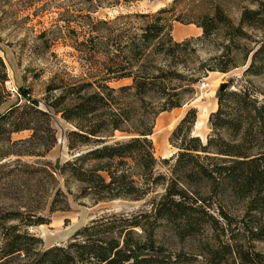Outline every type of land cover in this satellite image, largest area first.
<instances>
[{
  "label": "trees",
  "instance_id": "trees-1",
  "mask_svg": "<svg viewBox=\"0 0 264 264\" xmlns=\"http://www.w3.org/2000/svg\"><path fill=\"white\" fill-rule=\"evenodd\" d=\"M249 1L256 6H243L237 22L215 3L194 21L199 35L177 40L163 15L172 5L97 19L91 12L112 3L88 0L89 33L78 40L85 75L45 87L46 105L71 126L65 139L72 157L57 166L45 159L57 142L50 111L38 98L26 93L21 100L7 89L0 54V180L18 164L42 190L22 209L0 205V264H181L187 258L171 252L169 243L187 238H200L204 264H264V252L247 246L264 243V222L255 218L264 210V100L227 82L216 92L205 139L193 132V106L171 132L176 152L170 157L158 160L150 138L157 115L191 99L209 71L246 64L244 76L264 72V0ZM201 45L208 46L206 57L198 52ZM24 130L28 137L11 139ZM10 156L18 158L2 162ZM22 156L36 160L22 162ZM160 163L166 172L158 171ZM67 193L93 204L143 200L144 207L99 215L64 244L41 247L29 228L69 210ZM233 198L246 201L240 219L223 205Z\"/></svg>",
  "mask_w": 264,
  "mask_h": 264
},
{
  "label": "rangeland",
  "instance_id": "rangeland-1",
  "mask_svg": "<svg viewBox=\"0 0 264 264\" xmlns=\"http://www.w3.org/2000/svg\"><path fill=\"white\" fill-rule=\"evenodd\" d=\"M105 1H110L112 4L97 7L91 12L92 16L97 19H113L120 13L153 12L159 7L172 5L173 8L163 15L170 19L171 34L177 40L199 35L201 28L194 21L203 11H211L215 3H220L234 22L239 20L243 6H256V3L249 0H177L175 3L173 0ZM89 5L88 0H0V54L6 63L8 74L5 85L21 100L26 93L38 98L40 105L50 111L57 142L45 159L56 166L72 157V153L66 147L65 139V132L71 126L46 105L45 87L49 82L58 81L60 77L85 75L84 47L83 44L78 43V40L89 33L85 16ZM134 25H138L137 21ZM101 29L104 31L105 27L102 26ZM249 31L255 36L262 34L261 30L249 29ZM207 47L206 45L198 47L202 57L208 55ZM245 67L246 64L238 65L227 72L209 71L196 83V90L191 99L181 106L161 111L157 115L150 138L158 160L170 157L176 152V148L169 143V137L189 107L196 108L193 132L205 139L210 132L208 118L211 111L217 107L216 92L221 82H228L230 88L247 86L258 98L264 100V72L244 76ZM117 83L112 82V84ZM29 135L30 131L24 130L13 133L11 139L16 140ZM16 158L18 157L10 156L2 162ZM19 159L22 162L36 160L33 156H22ZM22 169L16 164L14 172L5 174L0 180V205L6 209L20 208L28 198H40L42 195V190L37 187L36 179H28L21 173ZM157 169L160 172H166L167 166L160 163ZM61 186L63 187L62 181ZM71 188L73 192H76L75 183L71 184ZM67 195L69 210L55 211L49 214V223L29 228L32 233L42 239L41 247L64 244L78 227L99 215L128 213L144 207L143 200H114L93 204L86 198L76 200L71 194L67 193ZM223 205L228 212L240 219L244 214L246 201L233 198L224 202ZM44 214L47 215V209ZM255 214L256 220L260 219L264 222V210ZM198 239L200 238H187L182 243H175L172 240L169 243L170 251L181 250L184 253L187 259L181 264H204V257L198 252ZM248 244L247 246L252 245L255 250L264 252L263 242L251 241Z\"/></svg>",
  "mask_w": 264,
  "mask_h": 264
},
{
  "label": "water",
  "instance_id": "water-1",
  "mask_svg": "<svg viewBox=\"0 0 264 264\" xmlns=\"http://www.w3.org/2000/svg\"><path fill=\"white\" fill-rule=\"evenodd\" d=\"M226 86V82L223 81L220 83L219 90L223 89Z\"/></svg>",
  "mask_w": 264,
  "mask_h": 264
}]
</instances>
